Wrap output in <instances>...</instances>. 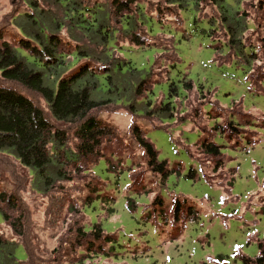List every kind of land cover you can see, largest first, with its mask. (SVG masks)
I'll use <instances>...</instances> for the list:
<instances>
[{"label":"rangeland","instance_id":"rangeland-1","mask_svg":"<svg viewBox=\"0 0 264 264\" xmlns=\"http://www.w3.org/2000/svg\"><path fill=\"white\" fill-rule=\"evenodd\" d=\"M34 1L41 10H53L52 0ZM80 1L104 11L126 0ZM223 2L240 21V58L225 47L233 44L213 0L189 4L184 12L168 0H136L130 6L128 15L139 7L156 23L146 21L152 32L137 27L143 47L116 31L114 47L120 52L114 57L127 58L146 80L149 103L137 93L126 103L92 111L89 116L105 130L92 155L79 149L80 122L55 121L38 95L0 81L40 107L53 129L62 132L63 149L76 156L72 162L61 159L57 168L65 176L53 177L49 186L0 153V201H7L0 202V241L13 244L19 262L12 264H243L238 256L258 255L257 243H264V0ZM26 12L25 0H0L1 40L17 45L21 36L12 21ZM110 18L118 29L115 10ZM75 46L63 42L67 50ZM162 103H170L172 119L157 115ZM229 118L243 131L223 138L217 132ZM133 127L153 145L158 162H167L170 170L179 164V173L169 174L164 183L147 165ZM198 140L221 147L220 155L205 154ZM191 169L195 179L188 177ZM159 195L165 202L162 215L153 203ZM174 197L187 201L175 224L164 220L173 213ZM127 198L133 201L129 209ZM188 206L197 212L196 219L187 217ZM96 228L99 241L81 237Z\"/></svg>","mask_w":264,"mask_h":264},{"label":"trees","instance_id":"trees-1","mask_svg":"<svg viewBox=\"0 0 264 264\" xmlns=\"http://www.w3.org/2000/svg\"><path fill=\"white\" fill-rule=\"evenodd\" d=\"M25 1L29 12L21 14L18 20L12 21V26L21 36L17 45L3 41L0 37V81L14 84L16 88L18 86L22 90L38 95L55 121L80 122L77 132L79 149L81 154L92 155L105 137L104 128L89 116L92 111L111 102L126 103L131 95L135 96L137 93L144 94L147 101L150 98V91L144 93L146 80L138 77L130 61L125 57L120 61L115 59L114 53L120 52L114 47L115 32L119 31L132 45L143 47L136 29L140 25L144 31L148 30L146 21L151 20L156 23L155 18L144 14L143 9L139 7L134 16L128 15L127 11L136 0L115 1L107 9L105 7L104 11L99 5L84 6L80 0H52L51 12L41 10L34 0ZM204 1L168 0V3L184 12L189 4L196 6ZM213 1L222 9L224 22L220 25L225 27L233 44L224 46L228 51L233 50L236 58H240V52L244 50L240 51L241 42L236 36L240 26V21L236 17L237 12H233L232 9L227 8L228 6H223L221 3L223 1L226 3L225 0ZM111 10H115L120 17L117 22L118 29L111 26ZM65 40L74 42L76 46L67 50L63 47ZM81 60L82 65L72 69ZM185 88L190 90L191 84H186ZM175 96L176 91L171 89L170 97ZM149 109L148 107L147 113L152 114ZM171 109L170 103H162L157 115L167 114V118L172 119ZM136 111L131 110L133 113ZM141 111L138 110L137 113ZM221 121L223 120L220 118V123ZM217 125L220 127V124ZM221 127L225 128L218 129L217 133L221 136L228 133V138L243 131L238 122L235 123L230 118L226 125ZM132 135L145 153L147 165L164 179V183L169 174L179 173L181 169L179 164L170 170L167 162H158L153 145L141 137L136 127H133ZM63 141L62 132L53 129L45 112L29 97L17 89L0 85V153L15 159L22 167L33 173L40 183L51 186L53 177L65 176L57 168L63 165L61 159L72 162L76 157L63 149L65 145ZM198 141L205 154L211 157L220 155L221 147L206 140ZM55 168L57 171L53 170ZM107 173L115 178L114 173ZM195 175L193 169L188 173V177L192 179H195ZM96 195L99 193L97 192ZM159 197L155 198L153 203L156 205V211L162 215L165 202L160 195ZM174 199L173 213L165 215L164 220L170 219L169 222L175 224L180 221L181 207L187 205V201H180L175 197ZM126 200L128 208L133 201L130 198ZM186 213L187 217L196 219L197 212L192 207L188 206ZM0 216H3L1 208ZM13 227L18 229L19 225L13 223ZM99 231L100 229L97 228L92 234L83 231L81 237L86 239L87 236H94L99 241ZM104 240L108 245L112 242L108 238ZM257 245L258 255L255 258L238 256L241 257L243 264H264V243L258 242ZM12 246L13 244L9 243L6 246L0 241V264H12L13 261H18L15 257V249H10ZM111 248L114 250L113 247ZM89 250H91L90 246Z\"/></svg>","mask_w":264,"mask_h":264}]
</instances>
